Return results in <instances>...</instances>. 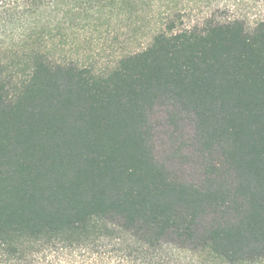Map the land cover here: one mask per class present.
<instances>
[{
    "label": "trees",
    "instance_id": "obj_1",
    "mask_svg": "<svg viewBox=\"0 0 264 264\" xmlns=\"http://www.w3.org/2000/svg\"><path fill=\"white\" fill-rule=\"evenodd\" d=\"M23 4L49 14L0 47V264H264V19ZM96 20L148 41L97 70L66 48ZM158 112L178 167L155 153Z\"/></svg>",
    "mask_w": 264,
    "mask_h": 264
},
{
    "label": "rangeland",
    "instance_id": "obj_2",
    "mask_svg": "<svg viewBox=\"0 0 264 264\" xmlns=\"http://www.w3.org/2000/svg\"><path fill=\"white\" fill-rule=\"evenodd\" d=\"M215 3L218 0H209ZM224 4L219 8V17L222 19L239 18L245 22L247 27L264 19V0H223ZM0 20V47L7 46L10 42L16 43L23 34L28 32L30 27L37 25L38 28L45 24L49 14V6L32 9L25 8L23 0H5ZM188 17L202 14L210 6L208 3H200L199 0H187ZM150 9L161 11L164 9L165 0H149ZM162 4V7H161ZM122 23L111 21L104 23L102 20L87 22L80 26L79 31L74 37L70 38L73 47L72 55L77 56L81 62L94 64L97 70H104L114 64L115 59L122 51H128L144 45L148 41L150 29L138 31L133 29L135 26L122 27ZM124 28V29H123ZM138 31V33H136ZM137 35V36H135ZM45 43L51 48L52 42L48 36ZM56 55L59 52L55 53ZM156 119L160 123L156 127L155 153L161 160H165L170 166H177L176 159L172 156L173 148L179 144L176 138L168 133L170 127L163 122L160 112ZM189 127L183 131V138L189 136ZM176 155V153H175Z\"/></svg>",
    "mask_w": 264,
    "mask_h": 264
}]
</instances>
